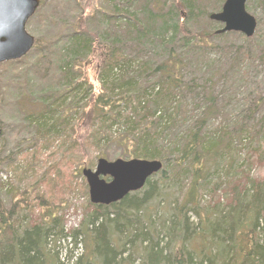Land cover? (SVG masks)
Returning <instances> with one entry per match:
<instances>
[{
  "label": "trees",
  "instance_id": "16d2710c",
  "mask_svg": "<svg viewBox=\"0 0 264 264\" xmlns=\"http://www.w3.org/2000/svg\"><path fill=\"white\" fill-rule=\"evenodd\" d=\"M210 1L109 0L110 11L94 14L97 31L87 29L78 10L63 40L43 48L35 39L23 57L55 55V83L29 91L21 103L34 129L31 149L68 143L67 151L85 152L83 168H93L112 146L124 159L163 163L141 190L92 205L71 233L84 238L87 254L72 264H264V173H252L264 169V96L249 93L227 117L232 96L215 94L213 75L184 80L181 55L189 49L229 50L239 70L254 49L252 37L217 33L212 21L210 30L201 28L200 20L225 2ZM235 34L247 44L216 42ZM96 49L98 91L81 71ZM80 121L87 129L76 136ZM20 203L25 208L26 198L6 209L0 193V264H64L48 249L65 235L63 218L29 223Z\"/></svg>",
  "mask_w": 264,
  "mask_h": 264
},
{
  "label": "rangeland",
  "instance_id": "374dc122",
  "mask_svg": "<svg viewBox=\"0 0 264 264\" xmlns=\"http://www.w3.org/2000/svg\"><path fill=\"white\" fill-rule=\"evenodd\" d=\"M108 1L40 0L39 8L27 23V31L40 40L43 48L51 46L56 40H63L73 29L79 16L78 10L83 11L86 17L87 29L97 31L98 19L94 14L97 10L110 11L112 7ZM246 6L247 11L257 19L258 26L250 40L253 41L254 49L242 70L237 69V66L235 68L233 61H230L233 52L229 50L215 53L189 49L187 53L182 51L184 56L181 55L186 62L185 81L200 82L201 78H210L213 75L215 94L232 96V103H228L223 111V115L227 114V117L237 113L242 107L241 104H245L249 93H260L264 96V0H247ZM210 21L215 23L214 27L223 26L211 19L202 18L201 28L210 30ZM179 40V37L175 40L176 46L181 45ZM216 42L222 44L221 47L230 48L247 44L237 34L222 36ZM54 56L51 59L45 56L46 60L42 61L34 52L31 57L21 59L19 63L9 62L1 66L0 126L3 133L0 137V193L6 209L17 199L26 198V207L20 203L19 213L26 214L29 223H40L43 219L49 221V216H61L65 235L59 236V240L51 241L48 249L64 264H72L79 256L87 254L88 249L83 237L74 240L71 233L80 228L83 219L91 213L92 205H96L90 201L89 187L81 172L86 155L84 151H67L68 143L60 148L51 146L48 150L31 149L34 129L27 127L24 122L25 113L21 108L23 97L29 91L37 93L48 84L55 83L56 78L52 73L55 69ZM101 62V52L96 49L81 68L83 76L89 80L95 91L99 89L97 74ZM24 98L27 99L26 96ZM86 129L85 121L76 123V136L84 134ZM120 154L121 151L112 146L107 156L100 157L110 161L124 159ZM96 164L97 161L92 169H95ZM252 173L259 177L264 169H253ZM24 192L26 195L23 196ZM154 210V205H151L149 211Z\"/></svg>",
  "mask_w": 264,
  "mask_h": 264
},
{
  "label": "water",
  "instance_id": "95a60500",
  "mask_svg": "<svg viewBox=\"0 0 264 264\" xmlns=\"http://www.w3.org/2000/svg\"><path fill=\"white\" fill-rule=\"evenodd\" d=\"M39 6L40 0H0V67L5 62L20 60L35 45V37L26 27ZM210 19L223 25L217 33L239 32L249 38L257 29V19L247 11L246 0H225L222 9L211 13ZM162 167L159 160L99 158L95 169L85 167L81 172L91 203L109 206L141 190Z\"/></svg>",
  "mask_w": 264,
  "mask_h": 264
},
{
  "label": "bare ground",
  "instance_id": "6f19581e",
  "mask_svg": "<svg viewBox=\"0 0 264 264\" xmlns=\"http://www.w3.org/2000/svg\"><path fill=\"white\" fill-rule=\"evenodd\" d=\"M226 33H229V32H226Z\"/></svg>",
  "mask_w": 264,
  "mask_h": 264
}]
</instances>
